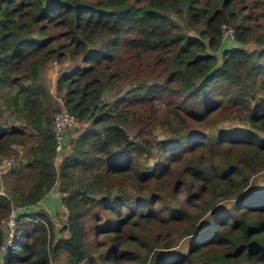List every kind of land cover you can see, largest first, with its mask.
<instances>
[{"label":"trees","instance_id":"trees-1","mask_svg":"<svg viewBox=\"0 0 264 264\" xmlns=\"http://www.w3.org/2000/svg\"><path fill=\"white\" fill-rule=\"evenodd\" d=\"M242 1L0 0V114L8 112L0 119V159L15 157L0 193V242L11 207H26L4 264H50L60 249L69 264H264V181L253 178L264 170V33L239 13ZM223 26L233 29L230 43ZM255 31L257 46L245 48ZM97 36L106 38L104 50L88 48ZM126 49L132 53L124 58ZM66 58L73 62L57 74L56 91L88 122L57 166L41 69ZM124 68L155 77L102 102L105 84L127 76ZM154 98L185 119L172 122ZM227 112L246 126L216 128ZM11 114L32 131L7 123ZM157 122L165 134H154ZM57 179L68 234L53 240L49 214L37 204ZM189 203L200 210L190 213ZM174 219L185 220L178 232L189 239L186 250L127 231L155 220L169 232Z\"/></svg>","mask_w":264,"mask_h":264},{"label":"rangeland","instance_id":"rangeland-1","mask_svg":"<svg viewBox=\"0 0 264 264\" xmlns=\"http://www.w3.org/2000/svg\"><path fill=\"white\" fill-rule=\"evenodd\" d=\"M245 5V6H238L237 9L239 11V13L243 14L245 13L247 15L248 21H250L252 23V25L255 27V30L261 33H264L262 30V27H264V0H259L258 2H253L252 0H243L242 2H239V5ZM175 19H177L180 24L183 26V28L185 30H187L190 33H194V30L188 26V24L185 22V20L181 19L180 17H175ZM261 27V28H260ZM257 32H253L250 37L248 38L247 42L243 43V46L247 49H252L254 47H256V43L254 42V38L253 35H255ZM226 39H233L231 37V35H225ZM106 38L101 37V36H97L95 37L93 40H89L87 42V46L88 48H98L101 47L102 50L105 49L106 45H105ZM132 53L131 50H123V52H121V56L124 58H127L128 56H130ZM134 64H137V62H145V60H142L141 57L139 58H135L134 57ZM149 60V59H148ZM73 61L69 60V59H65L62 62H58L55 59H50L48 60L44 66L41 69V78L44 81V83L47 85L48 89L50 90L51 94H50V107H49V111L50 114H54L55 111H57L59 108H64L65 106L63 105L62 102V96L61 93L56 91V86H55V80H56V76L57 74L66 68H69L71 63ZM124 71L127 72V76L124 77H115L114 81L115 82H110L105 84V88L104 91L101 93L100 98L102 102H109V103H113V100L120 96L121 94L124 93V91L126 89H128L133 83L134 81H139V80H152L154 79L155 76H153V74L147 71H140V72H135L134 70H136V68H133L132 70L129 68H124ZM155 106L159 109L160 113H163V110L168 111V116L173 120L172 122H178L181 123L183 121V119H185L181 114H178L175 112V109L171 106H168L167 103L161 99V98H154L153 99ZM8 110V109H7ZM8 112L5 111L4 113L0 114V119H2V117H4ZM225 115H227L226 117H224L222 120L217 121V123L215 124L216 128H221V127H226V128H240V127H245L246 123L241 120L240 118L233 116V114L230 112H227ZM88 122V120L86 119H82V120H78L76 123L73 124V134H77V132ZM7 123H13V124H17L21 127H23L26 130H31V128L25 124V122L23 120L20 119V117L18 116H14L13 114L8 115L7 117ZM126 130L129 132V134L132 136L133 132L135 130V127L133 124L131 123H126L125 125ZM69 130L72 129H67V131L65 132V136L66 133L69 132ZM32 131V130H31ZM153 131L155 135H163L165 134V130L163 125H161L160 123H155L153 125ZM75 134V135H76ZM64 142V140H63ZM64 144V143H63ZM16 147V146H15ZM17 148H19V150L21 151V147L17 146ZM62 150V148H61ZM68 150V149H67ZM14 153H10V154H5L1 156L0 159V193L5 194L7 193V189L10 185V183L7 181L8 178H10L11 175H7V171L6 169L8 168V166L10 165L11 162H13V160L15 159ZM63 153L58 152L55 156V161H56V165L58 166L59 163V159L61 157ZM19 156V155H18ZM12 158L10 160L9 163L5 162L3 164L4 160H7L8 158ZM17 159V158H16ZM150 158L146 159L145 161L148 162ZM5 165L7 166L5 168ZM1 167L3 168L1 170ZM254 179H256V181L258 182H263L264 181V170H260L257 173H255V175L253 176ZM153 183V187H155L156 189L159 190V192L163 191L162 187L159 186L158 184ZM56 187L58 185V179L55 182ZM54 188L50 189L52 190V194H54V192L57 190H53ZM179 200H180V196H179ZM59 201H61L59 199ZM217 202L219 203H226L228 202L226 199L219 197L217 199ZM156 203V202H155ZM177 203V202H176ZM52 204L51 203H44V197L38 200V204L37 206H41L44 205L45 210L47 211V213L49 214V218H50V225L46 224V229L47 231L52 232L53 235V240L55 238H58L59 236L63 235H67L68 231L63 227L64 223H65V214H66V210H65V205L62 203V208L60 205L57 206V208L55 209H49L48 205ZM187 211H189L190 213H196L200 210V206L197 204H191L189 203L188 205L184 206ZM138 221V218L135 222ZM151 223H147V222H143V223H135L131 224L129 226V228L127 229L128 232H137L140 237H146L148 239H151L155 244H161L164 243V241L166 239H168L167 242H169L172 245H175L176 248L181 247L182 249L186 250V243L188 242V237L187 235H183L180 236L179 232H178V227L182 226L185 223L184 219H174L171 222V226H168L167 229L169 230V232L165 231L163 228L160 229L158 227L159 222H156L155 220H151ZM3 228H5L4 224H3ZM159 229L157 232L156 230ZM156 237V240H154ZM156 248H161V247H157ZM140 249V248H138ZM49 262L50 264H69L67 262V251L65 249H60L59 251L56 252H50V256H49ZM84 260H81L79 262V264H84ZM124 264H136L137 261L135 260H123ZM98 263V261H97ZM96 263V264H97Z\"/></svg>","mask_w":264,"mask_h":264},{"label":"built area","instance_id":"built-area-1","mask_svg":"<svg viewBox=\"0 0 264 264\" xmlns=\"http://www.w3.org/2000/svg\"><path fill=\"white\" fill-rule=\"evenodd\" d=\"M225 35L233 36V29L232 27L223 26V37ZM78 121V117L75 116L72 112L64 108H59L57 111L54 112L52 121H51V131L54 135V148L56 154L61 151L63 147V140L65 139V132L67 129H72L73 124ZM12 158H8L7 160L3 161L9 163ZM7 166L5 165V168ZM3 168L1 167V170ZM25 207H21L20 205H15L11 207L10 212L8 215L3 219L4 228V237L0 242V264L3 263V256L4 252L7 248L12 245L15 236V225H16V216L17 213L24 209Z\"/></svg>","mask_w":264,"mask_h":264},{"label":"crops","instance_id":"crops-1","mask_svg":"<svg viewBox=\"0 0 264 264\" xmlns=\"http://www.w3.org/2000/svg\"><path fill=\"white\" fill-rule=\"evenodd\" d=\"M227 43H230V39H224ZM73 128H72V130H69V132H67L66 133V136H65V139H64V144H63V147H62V150H61V153H65L66 151H67V149L69 148V146H70V140H69V138L72 136V135H74L73 133ZM56 185H54L52 188H54L53 190H57L56 188ZM51 188V189H52ZM52 192V190H50L49 192H48V194L47 195H45L44 196V203L46 202V203H51L52 202V204H49L48 205V207H49V209H55V208H57V206L58 205H62V202L61 201H59V199H60V197L58 196V190H57V192L55 191L54 192V194H52L51 193ZM61 200V199H60ZM26 208V207H25ZM61 208H62V206H61ZM65 210H66V208H65Z\"/></svg>","mask_w":264,"mask_h":264},{"label":"clouds","instance_id":"clouds-1","mask_svg":"<svg viewBox=\"0 0 264 264\" xmlns=\"http://www.w3.org/2000/svg\"><path fill=\"white\" fill-rule=\"evenodd\" d=\"M64 143V142H63Z\"/></svg>","mask_w":264,"mask_h":264}]
</instances>
